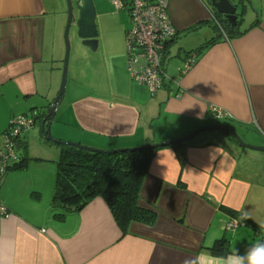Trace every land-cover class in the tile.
<instances>
[{
	"label": "crops",
	"instance_id": "obj_1",
	"mask_svg": "<svg viewBox=\"0 0 264 264\" xmlns=\"http://www.w3.org/2000/svg\"><path fill=\"white\" fill-rule=\"evenodd\" d=\"M233 1L240 4L237 30L244 34L228 40L224 29L231 24L214 18L206 0H170L167 14L177 35L164 62L184 61L174 77L177 84L169 83L166 66V80L151 93L133 78L125 57L121 78H109L114 91H95L77 101L65 123L72 132L56 130L55 136L111 150L223 126L264 148V0ZM63 10L61 0H0V154L12 118L44 114L59 92L52 61L59 30L55 19ZM185 34L194 38L182 43ZM214 38L220 39L195 53ZM193 39L198 45L186 49ZM211 106L225 115L210 114ZM184 144V162L173 149L154 157L141 205L156 219L132 222L126 234L101 198L77 215L54 220L55 177L36 180L11 172L0 185L6 208L0 215V264H183L201 252L243 254L264 242L245 224L260 223L259 214L264 218V153L242 148L218 131L202 132ZM220 239L227 240L225 254L212 250Z\"/></svg>",
	"mask_w": 264,
	"mask_h": 264
},
{
	"label": "rangeland",
	"instance_id": "obj_2",
	"mask_svg": "<svg viewBox=\"0 0 264 264\" xmlns=\"http://www.w3.org/2000/svg\"><path fill=\"white\" fill-rule=\"evenodd\" d=\"M95 8L96 19L95 23L98 30V50L93 52L91 49L83 46L82 41L78 38L77 30V20L79 18V0H71L74 12V22L71 26L69 33V41L71 45V53L69 59L68 68V83L66 88V95L63 103L56 110V117L51 124L50 134L53 139L71 142L69 140L61 139L60 136H55V131L57 130L61 134H70L72 129L67 126L66 121L71 120L72 111L77 106V101L85 98L89 94L96 92H103L106 89L111 91L110 79L111 77L121 78L123 75V59H127L130 63V54L127 47L126 31L132 26L131 15L126 6L125 10H121L117 7L113 0H92ZM209 4L210 9L218 16L219 22L223 25L225 24V18L215 12L212 4L209 0H206ZM61 5H63V14L58 16L55 20L57 21L58 30L57 38H55L54 43V60L52 61V66L54 69L53 74L57 75V91H59L62 81L64 60L66 55V40H65V29L68 21V4L67 0H61ZM55 16V15H54ZM214 16V14H213ZM215 23L217 21L213 19ZM60 23V24H58ZM193 34V33H190ZM185 36V37H184ZM183 39H180L183 43L186 39H191L190 35H183ZM196 40V39H195ZM198 45L194 39L192 42H188V45L184 46L186 49ZM177 46L176 50L178 49ZM182 57H184L185 52L181 50ZM170 62V63H169ZM166 66L169 71V77L172 79L173 84L175 82L174 77L178 75L184 68V61L182 58H173L166 60ZM183 66V67H182ZM178 67H182L180 70ZM59 77V80H58ZM170 81V80H169ZM62 111V117L60 113ZM17 119H20L17 118ZM14 120L13 123L19 121ZM22 133L18 137L22 136L23 141L27 143L26 148H15L14 156L9 160L10 163L16 160L22 159L24 156L27 158V165L23 170L10 171L20 172L28 176L30 179H47L49 180L51 175L56 176V162L60 158V148L50 142L45 143L44 138L40 134L41 128L31 121H21ZM40 123V122H39ZM26 125V126H25ZM6 137L4 136L3 139ZM16 145L20 142L17 138ZM161 143V142H160ZM86 146V145H85ZM96 148V147H95ZM109 148H112L109 147ZM96 149H108V148H96ZM113 150V149H111ZM7 174V175H8ZM260 223H264V218L262 214H259ZM231 223L229 224V226ZM264 231V228H263Z\"/></svg>",
	"mask_w": 264,
	"mask_h": 264
},
{
	"label": "trees",
	"instance_id": "obj_3",
	"mask_svg": "<svg viewBox=\"0 0 264 264\" xmlns=\"http://www.w3.org/2000/svg\"><path fill=\"white\" fill-rule=\"evenodd\" d=\"M216 17L214 13V18ZM215 28L219 30L216 25ZM237 29L238 24L236 27L231 25L225 26L224 30L228 40L244 34ZM195 30L196 28H193L192 31ZM128 32L129 30L126 31L127 39ZM218 39L214 38L207 41L198 48L195 53H201L202 50L216 43ZM171 42L172 41L169 43L171 44ZM170 44L166 47V56ZM190 53L192 54V52ZM45 113L46 112L42 115L38 114L31 117L23 115L20 116V119L23 121H31L35 124H39L40 122L42 126L40 130L41 135L44 138V142L48 143L49 141L46 140L45 136L48 128L47 124L50 120L48 119V123L42 125L46 117ZM16 119L17 118H12L8 129L4 132L5 137L14 132L13 128H15L16 125L13 121ZM21 128L22 127H20V129ZM17 138L21 139V136ZM232 139L235 140L234 138ZM4 140L5 139H3V141ZM19 141L21 148L27 146L25 145L26 142H21L22 140ZM50 144L53 145L52 143ZM78 144L84 146L80 143ZM152 144L157 143L153 140H147L144 145L139 147L112 150L132 149L133 151H120L115 153H106V150H104L105 152H90L70 145H57L60 148V158L56 162L54 196L51 207V214L54 220H62L67 216L77 215L94 199L101 198L106 201L110 207L118 226L124 234L128 232L132 222L153 223L156 219V214L151 209L141 205L142 187L150 174L152 161L159 151L167 148L173 149L177 153L179 159L184 162L185 157L183 156V150L186 145L178 144L168 147L149 148ZM26 162L27 158L24 156L22 159L16 160L13 163L8 162L5 167L0 163V185L8 172L25 169L27 165ZM230 212L236 215L231 210ZM245 224L254 229L256 236H264L263 228L257 223L248 224L246 222ZM212 250L225 254L228 250L227 240L220 239L216 241Z\"/></svg>",
	"mask_w": 264,
	"mask_h": 264
},
{
	"label": "built area",
	"instance_id": "obj_4",
	"mask_svg": "<svg viewBox=\"0 0 264 264\" xmlns=\"http://www.w3.org/2000/svg\"><path fill=\"white\" fill-rule=\"evenodd\" d=\"M117 7L130 11L132 26L128 32V52L130 54L129 68L133 78L145 85L151 93L157 92L167 78L164 62L166 47L176 35V28L172 24L167 7L170 0H113ZM186 62V70L191 66ZM209 111L213 115L224 116V112L211 106ZM14 124H22V119ZM26 122V121H25ZM26 126V125H25ZM14 132L6 136L4 149L0 154V163L6 166L15 152L16 138L20 135V125H16ZM6 214V209L0 204V215ZM236 220L230 227L236 226Z\"/></svg>",
	"mask_w": 264,
	"mask_h": 264
},
{
	"label": "water",
	"instance_id": "obj_5",
	"mask_svg": "<svg viewBox=\"0 0 264 264\" xmlns=\"http://www.w3.org/2000/svg\"><path fill=\"white\" fill-rule=\"evenodd\" d=\"M212 4V7L214 10L221 16H224V18L228 21L229 24L232 26H236L238 22L239 14L237 12L239 3L233 1V0H209ZM68 4V21L67 26L65 29V40H66V55L64 60V67H63V74H62V81L61 86L59 89V92L56 96V98L53 100L51 105L46 111V117L44 118L42 125H45L47 120L49 119L47 133H46V140L50 143L65 146L70 145L77 148H80L82 150L90 151V152H105L104 150L91 148L87 146H81L78 143H71V142H63L59 140H55L52 138L50 134L51 130V124L52 121H54L56 117V110L57 108L63 103L65 95H66V88L68 83V68H69V59H70V53H71V45L69 41V33L71 26L74 22V12H73V6L71 0H67ZM96 19V13L95 8L92 0H79V18L77 20V30H78V38L82 41L83 46L91 49L93 52H96L98 50V30L95 23ZM207 131H218L222 132L224 134L230 135L232 138L236 140L238 145L242 148H248L257 152L264 153L263 147H256L248 144L246 141L242 139L240 135H238L236 132L232 131L229 128L223 127V126H212V127H206V128H200L193 133L189 134L186 137L179 138L176 140H172L165 143L160 144H152L149 146V148H157V147H168L172 145H178V144H184L185 142L193 139L197 135H199L202 132ZM17 149L20 148V142L17 144ZM120 151H133L132 149L127 150H106V153H112V152H120Z\"/></svg>",
	"mask_w": 264,
	"mask_h": 264
},
{
	"label": "clouds",
	"instance_id": "obj_6",
	"mask_svg": "<svg viewBox=\"0 0 264 264\" xmlns=\"http://www.w3.org/2000/svg\"><path fill=\"white\" fill-rule=\"evenodd\" d=\"M260 227L264 228V223ZM183 264H264V242L250 245L243 254L238 249L225 256L201 252L194 258H186Z\"/></svg>",
	"mask_w": 264,
	"mask_h": 264
},
{
	"label": "bare ground",
	"instance_id": "obj_7",
	"mask_svg": "<svg viewBox=\"0 0 264 264\" xmlns=\"http://www.w3.org/2000/svg\"><path fill=\"white\" fill-rule=\"evenodd\" d=\"M210 114H213L212 112H210ZM15 148H16V146H15Z\"/></svg>",
	"mask_w": 264,
	"mask_h": 264
}]
</instances>
